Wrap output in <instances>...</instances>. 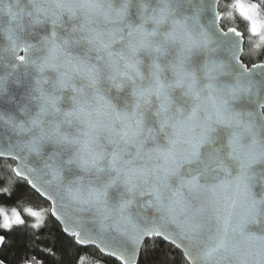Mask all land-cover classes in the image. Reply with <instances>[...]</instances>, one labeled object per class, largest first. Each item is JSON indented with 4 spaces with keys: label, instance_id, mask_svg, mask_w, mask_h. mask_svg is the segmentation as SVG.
Returning <instances> with one entry per match:
<instances>
[{
    "label": "snow or ice",
    "instance_id": "snow-or-ice-1",
    "mask_svg": "<svg viewBox=\"0 0 264 264\" xmlns=\"http://www.w3.org/2000/svg\"><path fill=\"white\" fill-rule=\"evenodd\" d=\"M264 264V0H0V264Z\"/></svg>",
    "mask_w": 264,
    "mask_h": 264
},
{
    "label": "trees",
    "instance_id": "trees-1",
    "mask_svg": "<svg viewBox=\"0 0 264 264\" xmlns=\"http://www.w3.org/2000/svg\"><path fill=\"white\" fill-rule=\"evenodd\" d=\"M102 264H110L109 261H103Z\"/></svg>",
    "mask_w": 264,
    "mask_h": 264
}]
</instances>
